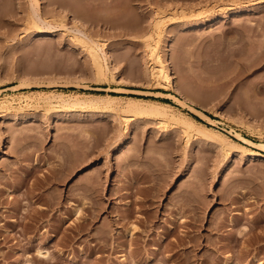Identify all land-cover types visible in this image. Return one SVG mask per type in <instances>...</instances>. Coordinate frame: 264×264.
Returning <instances> with one entry per match:
<instances>
[{"label":"rangeland","instance_id":"374dc122","mask_svg":"<svg viewBox=\"0 0 264 264\" xmlns=\"http://www.w3.org/2000/svg\"><path fill=\"white\" fill-rule=\"evenodd\" d=\"M237 133L264 143V0H0V264H264V148Z\"/></svg>","mask_w":264,"mask_h":264},{"label":"bare ground","instance_id":"6f19581e","mask_svg":"<svg viewBox=\"0 0 264 264\" xmlns=\"http://www.w3.org/2000/svg\"><path fill=\"white\" fill-rule=\"evenodd\" d=\"M37 2V1H36ZM36 4V3H35ZM37 5H38V3H37ZM237 12H239V10L237 11ZM156 15H157V13H156ZM158 16V15H157ZM157 18H160V17H157ZM157 18L155 19V21L157 20ZM35 19V18H34ZM159 20V19H158ZM157 20V21H158ZM201 20V19H200ZM33 22H34V20H33ZM159 22V21H158ZM38 23V22H37ZM154 24H156V23H154ZM201 24H203V21L201 20V21H192V23H191V26H199V25H201ZM159 25H160V22H159ZM156 26H158V23L156 24ZM153 27V26H152ZM155 27V26H154ZM153 27V28H154ZM42 28V27H41ZM158 27H156V29H157ZM156 29H155V31H156ZM136 30H138V32H136L137 34H140L141 32H144V30L142 31V29H141V32L139 31V29H136ZM135 30V31H136ZM150 30L152 31L153 29L152 28H150ZM158 30V29H157ZM147 32V34L144 36L143 35V39H141V40H143V41H145L146 42V44H147V47H149V49H150V56H151V58H152V56L154 57V52H155V49H156V43H153V41H152V39L154 38V32ZM39 33H50V31H47V30H45V29H39V31H38ZM157 32V31H156ZM135 33V32H134ZM157 34V33H156ZM155 34V35H156ZM136 36V35H135ZM157 36V35H156ZM73 37H74V39H75V41L74 42H77V44H80L81 45V47H84V49H86V52L88 53V57H90V59H91V62L93 63V65H94V68L96 69L95 70V72L97 71V75H100L99 77H103V76H105L107 73H114V71H113V69L111 68V66H110V60H111V57H110V55L108 54V53H106V52H104L103 51V48H102V46L98 43V42H96V41H94V40H92V39H89V38H87L83 33H78V34H75V35H73ZM140 38H142V37H140ZM73 39V38H72ZM156 39V38H155ZM157 42V41H156ZM102 51H103V53H102ZM159 52V51H158ZM157 52V53H158ZM101 53L103 54L102 56H101ZM155 60H156V63L151 67V75L153 76V78L156 80V82L157 83H159V84H163L166 88H168V89H174V90H176V87H175V84H174V79H173V76H172V71H171V69H170V66H169V63H168V61L167 60H164L159 54L157 55L156 54V56H155V58H154ZM249 60V59H248ZM91 63V64H92ZM245 64V63H244ZM246 65V64H245ZM263 87V86H262ZM261 87V89L263 90V88ZM130 88V87H129ZM128 90V91H133V90H135V89H126V88H122V87H120V88H116V90L117 91H121V90ZM261 90V91H262ZM157 93H160L161 95L162 94H164L165 95V93H161V92H157ZM178 94L179 95H177V94H173V93H167L166 94V96L167 95H169V97L171 96L180 106H182V107H184V108H189L190 110H192V112H194L195 114H197V115H199V116H201L202 118H205V119H207V120H209L210 121V123L211 122H213L214 120H213V118H211L209 115H207L206 114V112H204L202 109H200V108H198V107H196V106H193V105H190V103L189 102H187V98H186V96L183 94V93H181L180 91H178ZM109 97H110V99H113V100H115V99H117L118 98V96H114V95H109ZM130 98V97H129ZM130 100H132V101H134L133 103H134V105H135V103L136 102H138L139 101V99H136V98H133V97H131L130 98ZM144 101V100H143ZM147 102V101H146ZM148 103V102H147ZM146 103V104H147ZM149 103H150V101H149ZM160 104V103H159ZM152 105H154L153 107H156L155 106V104H152ZM149 106H151L150 104H149ZM160 106H162V108H166L168 105H166V104H160ZM159 106H157V108H158ZM161 108V107H160ZM170 108H171V106H170ZM138 113L136 110L133 112L132 111V113L134 114V113ZM128 115V114H127ZM136 115V114H135ZM134 115H128V116H126V124H125V126H127L128 127V124H129V120H130V118H132ZM123 117H124V115H123ZM125 120V119H124ZM208 121V122H209ZM163 122H164V120H163ZM190 124L191 125H198L199 124V122H197L195 119H190ZM208 128V127H207ZM208 130H209V128H208ZM237 137L240 139V140H242L243 142H245V143H247V144H249V145H252V146H260V147H262V148H264V143H257V142H255V141H253V140H251V139H249V138H246L245 136H243V135H241V134H239V133H237ZM239 144V143H237V142H234L233 141V144ZM239 146H243L242 144H239ZM244 148V150H246V151H248L254 158L255 157H261V156H263V154H262V152H260V151H258V150H254V149H249V148H247V147H243ZM43 209V208H42ZM80 210V209H79ZM78 211V210H77ZM82 212V211H81ZM80 212V213H81ZM77 213H79V212H77ZM135 230H138V229H135ZM135 230H134V232H135ZM130 233V236H132V235H134L133 234V230H131V232H129ZM39 251V250H38ZM43 251V250H42ZM39 251V254H38V256L39 255H41L42 257H46L47 255V250H45V252L43 251ZM40 256V257H41ZM47 258V257H46ZM27 263V262H26ZM29 264H31V262H29Z\"/></svg>","mask_w":264,"mask_h":264}]
</instances>
